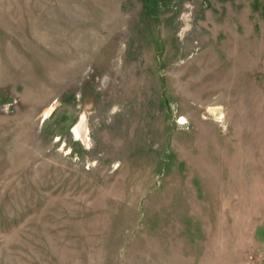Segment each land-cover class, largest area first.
<instances>
[{"label":"rangeland","instance_id":"374dc122","mask_svg":"<svg viewBox=\"0 0 264 264\" xmlns=\"http://www.w3.org/2000/svg\"><path fill=\"white\" fill-rule=\"evenodd\" d=\"M0 264H264V0H0Z\"/></svg>","mask_w":264,"mask_h":264},{"label":"water","instance_id":"95a60500","mask_svg":"<svg viewBox=\"0 0 264 264\" xmlns=\"http://www.w3.org/2000/svg\"><path fill=\"white\" fill-rule=\"evenodd\" d=\"M180 121H184L182 118H180Z\"/></svg>","mask_w":264,"mask_h":264}]
</instances>
